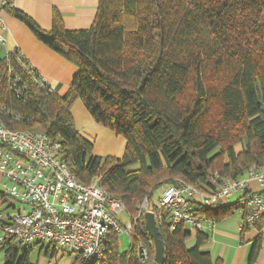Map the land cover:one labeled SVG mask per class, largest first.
I'll use <instances>...</instances> for the list:
<instances>
[{
  "label": "trees",
  "instance_id": "obj_1",
  "mask_svg": "<svg viewBox=\"0 0 264 264\" xmlns=\"http://www.w3.org/2000/svg\"><path fill=\"white\" fill-rule=\"evenodd\" d=\"M7 10L78 72L60 96L39 83L19 49L0 58V121L12 130L45 132L82 182L99 177L133 219L163 185L184 181L212 192L222 178L241 179L264 166V0H100L85 30H68L57 9L50 31L19 9ZM79 100L96 123L126 139L122 158L93 154L75 127L71 110ZM237 205H216L207 214L219 221ZM132 221L129 249L111 231L96 264H153L145 214ZM157 226L162 264H222L202 250L206 233L189 247L192 233L184 226L170 231L160 220ZM254 226L260 234L246 264H256L261 253L264 215ZM139 244L147 246L148 261L139 258ZM32 251L12 240L0 244L4 264H35Z\"/></svg>",
  "mask_w": 264,
  "mask_h": 264
},
{
  "label": "built area",
  "instance_id": "obj_2",
  "mask_svg": "<svg viewBox=\"0 0 264 264\" xmlns=\"http://www.w3.org/2000/svg\"><path fill=\"white\" fill-rule=\"evenodd\" d=\"M14 0H0V42H5V13ZM9 73H13L9 69ZM15 80H18L15 79ZM50 92H55L40 75L38 80ZM14 88L21 93L17 83ZM248 179L264 176L255 167L247 178H222L217 189L202 192L184 181L161 188L157 205L146 199L139 216L132 218L121 200L111 196L94 177L85 184L64 160L59 143L45 132L12 130L0 121V195L11 198L20 206L10 204L16 212L0 211V244L14 241L23 249L51 247L75 254L80 264H96L105 258L106 241L111 231L133 239V221L141 214L153 212L156 220L165 221L170 231L180 226L192 235L206 233L216 225L208 209L226 205L241 193L239 200L245 212L244 224L254 226L264 215V193L251 190ZM264 231V228H263ZM142 261L150 257L145 244H139Z\"/></svg>",
  "mask_w": 264,
  "mask_h": 264
},
{
  "label": "crops",
  "instance_id": "obj_3",
  "mask_svg": "<svg viewBox=\"0 0 264 264\" xmlns=\"http://www.w3.org/2000/svg\"><path fill=\"white\" fill-rule=\"evenodd\" d=\"M100 0H14L13 8L19 9L30 17L44 30L50 31L53 25V11L57 9L62 15L68 30L89 29L95 19ZM7 29L4 32L5 42H0V58H5L15 49L20 52L36 69L41 77L64 96L78 72V68L40 42L31 30L8 10L5 13ZM75 127L80 134L90 141L96 156H113L122 158L127 141L113 131L96 123L84 104L79 100L72 107ZM240 151V150H239ZM264 176V166L257 169ZM247 178V175L245 176ZM251 190L264 193V185L258 179H248ZM241 193L235 194L228 204L239 202ZM5 200L0 195V211L4 209ZM236 208L231 214L216 222L215 227L208 231L207 241L202 246L204 252L211 254L214 260L222 264H246L253 240L260 234L256 226H250L242 238L241 225L244 223L243 208ZM263 247L256 264H264V231ZM196 236L187 240L189 247L196 243ZM190 242H194L191 245Z\"/></svg>",
  "mask_w": 264,
  "mask_h": 264
},
{
  "label": "rangeland",
  "instance_id": "obj_4",
  "mask_svg": "<svg viewBox=\"0 0 264 264\" xmlns=\"http://www.w3.org/2000/svg\"><path fill=\"white\" fill-rule=\"evenodd\" d=\"M235 149H236V151L241 150L242 144H237L235 146ZM164 186H166V185H163L162 187H164ZM161 188H160V190H158L154 193L152 201H150V204L152 205V207H153V205H157V203H158V199L161 195ZM13 203L17 206H20V203L18 201H15L11 198H7L5 200L4 209L6 208V211L10 214H13L14 212H16L11 207L7 208L8 205L13 204ZM132 227H133V225H132ZM120 240H121V244H122L121 249L124 251L128 250L130 247V243H129V239H128L127 234H121ZM192 243H194V242H190L189 245H191ZM45 251L46 250H44V249H40V247H35L32 251V254H31V261L35 264H72V262L74 261V259L76 257L75 254L64 253V252H62L61 249H57L55 254H53L52 251L49 254H46ZM146 261H148V260H146ZM0 264H4V254L3 253H0Z\"/></svg>",
  "mask_w": 264,
  "mask_h": 264
},
{
  "label": "water",
  "instance_id": "obj_5",
  "mask_svg": "<svg viewBox=\"0 0 264 264\" xmlns=\"http://www.w3.org/2000/svg\"><path fill=\"white\" fill-rule=\"evenodd\" d=\"M146 226L154 241L155 256L153 264H162L165 258V247L163 240L160 237V231L157 226V220L153 212L145 213Z\"/></svg>",
  "mask_w": 264,
  "mask_h": 264
}]
</instances>
